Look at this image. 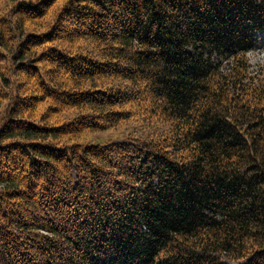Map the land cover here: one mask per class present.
I'll use <instances>...</instances> for the list:
<instances>
[{
	"label": "trees",
	"instance_id": "16d2710c",
	"mask_svg": "<svg viewBox=\"0 0 264 264\" xmlns=\"http://www.w3.org/2000/svg\"><path fill=\"white\" fill-rule=\"evenodd\" d=\"M259 33L264 0H0V264H264Z\"/></svg>",
	"mask_w": 264,
	"mask_h": 264
},
{
	"label": "rangeland",
	"instance_id": "374dc122",
	"mask_svg": "<svg viewBox=\"0 0 264 264\" xmlns=\"http://www.w3.org/2000/svg\"><path fill=\"white\" fill-rule=\"evenodd\" d=\"M248 57H250L249 77L258 76L260 78H264V33L258 34L256 46L248 53ZM222 64L223 66L226 65V60H223ZM122 131L123 130L116 129L111 132L105 133L101 137H96L94 140L115 137L120 135ZM0 186H2V184H0Z\"/></svg>",
	"mask_w": 264,
	"mask_h": 264
}]
</instances>
